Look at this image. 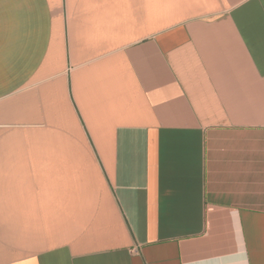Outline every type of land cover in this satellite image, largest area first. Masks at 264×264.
Here are the masks:
<instances>
[{"label":"crops","instance_id":"0c3cea01","mask_svg":"<svg viewBox=\"0 0 264 264\" xmlns=\"http://www.w3.org/2000/svg\"><path fill=\"white\" fill-rule=\"evenodd\" d=\"M0 264H264V0H0Z\"/></svg>","mask_w":264,"mask_h":264}]
</instances>
